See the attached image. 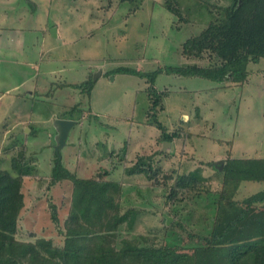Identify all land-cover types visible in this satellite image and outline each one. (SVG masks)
Returning <instances> with one entry per match:
<instances>
[{
    "label": "rangeland",
    "instance_id": "rangeland-1",
    "mask_svg": "<svg viewBox=\"0 0 264 264\" xmlns=\"http://www.w3.org/2000/svg\"><path fill=\"white\" fill-rule=\"evenodd\" d=\"M17 1L12 9L6 4L12 0H0V15L9 14L6 26L16 27L17 35H30L29 30L38 26L35 16L59 20L63 28L62 39L52 36L49 45L42 43L41 31H33L39 41L30 46L35 47L28 59L21 52L10 55L5 51V56H0V90L22 83L0 102V168L12 172V156L21 151L19 144L12 150L17 138H23V144L39 164V174L25 179L21 236L27 237L31 232L38 236L46 225L45 207L55 209L46 198L56 156L55 117L70 115L78 120L69 135L74 146L62 148V158L68 160L78 176L90 177L100 167H106L111 171L106 177L119 182L102 200V217L94 224L96 230L108 229L121 205L122 211L139 212L132 229L126 223L119 228L121 238L143 234L153 238L157 245L174 242L168 225L178 218L188 230L207 234L215 210L194 203L186 192L171 206L166 200L167 188L162 185L166 181L164 176L176 177L201 168L202 174L212 177L209 185L214 190L221 185L216 173L221 171V165L213 161L214 157H264V58L248 64L250 74L242 84H221L200 76L163 72L154 84L158 88L157 107L153 103L157 95L150 96L148 92V77L120 73L117 69L153 72L167 66L209 65L207 56L202 60L185 57L182 45L207 27L211 19L209 3L227 4L229 0H170L184 19L167 7L166 0ZM54 28L47 32L53 35ZM48 70L52 74L49 80ZM86 82L93 84L91 92L80 88L81 94L77 85ZM31 84L38 90L34 95L27 93ZM10 97L12 106L7 102ZM53 112L56 116L48 117ZM23 119L38 122L32 133L29 126L22 129ZM146 119L158 120L168 133L178 132L172 152H162L165 143H169L162 137L161 151L150 150L163 131L147 124ZM8 127L12 132L7 131ZM124 144L128 148L126 163L117 154ZM7 147L10 149L4 151ZM148 155L161 166L154 162L157 178L153 180L143 173L127 174L126 170L139 156ZM78 156L80 160L76 161ZM173 180L167 183L171 185ZM262 189L264 183L243 182L236 197ZM213 196H209L211 200Z\"/></svg>",
    "mask_w": 264,
    "mask_h": 264
},
{
    "label": "trees",
    "instance_id": "trees-1",
    "mask_svg": "<svg viewBox=\"0 0 264 264\" xmlns=\"http://www.w3.org/2000/svg\"><path fill=\"white\" fill-rule=\"evenodd\" d=\"M165 3L183 18L173 2ZM207 10L211 17L207 27L183 43L182 54L200 60L207 56L209 65L167 66L153 72L122 67L117 71L148 77L150 96L158 94L154 84L163 72L200 76L221 84L246 82L248 64L264 58V0L209 3ZM77 86L91 92L93 84ZM153 103L155 107L159 105L158 95ZM61 118L77 119L73 115ZM146 123L160 128L163 140L178 136L176 130L166 132L168 129L158 120L146 119ZM17 144L21 151L12 156V172L0 168V264H264V189L236 197L243 182L264 183V157H227L221 171L216 170L221 185L214 190L209 185L212 177L202 174L201 168L176 177L164 176L162 185L167 188L166 200L171 206L186 192L194 203L214 209L215 214L205 235L188 230L179 218L175 219L168 225L174 242L157 245L148 235L120 237L119 228L126 223L132 229L139 215L134 209L122 211L121 205L109 228L96 230L94 224L102 217V200L119 182L106 177L111 174L106 167H100L90 177L78 176L64 164L61 150L55 152V147L46 197L55 209L45 207L46 225L39 224L42 230L38 236L31 232L22 237L19 222L25 209V178L35 176V167L23 138L12 143V150ZM127 152L124 144L117 153L121 162H127ZM154 162L149 155L139 156L126 172L143 173L154 180L158 176ZM172 179L169 185L167 181ZM154 182L159 183V179ZM211 194L214 200L210 199Z\"/></svg>",
    "mask_w": 264,
    "mask_h": 264
},
{
    "label": "crops",
    "instance_id": "crops-1",
    "mask_svg": "<svg viewBox=\"0 0 264 264\" xmlns=\"http://www.w3.org/2000/svg\"><path fill=\"white\" fill-rule=\"evenodd\" d=\"M18 1L17 0H12V3H6L7 5H9V7H11L12 9L14 7H12V5L14 3H17ZM31 3V1H29ZM11 5V6H10ZM38 12V11H36ZM23 17L26 16V13L25 12H22L21 13ZM9 14L6 12L5 14H2L0 15V56H5V51L9 52L10 55H12V52L16 53V52H21L20 55H23L25 56L27 59L30 58V56L32 55V49L35 47V46H32L30 47L32 44H34V41L37 40L39 41V37L38 36H34L33 35V31H41V37H42V43L44 44H47L49 45V42H50V37H55L56 39H62L63 37V28H62V24L59 22V20H48L47 18H43L41 19L40 17H36V25H38L37 27H32L31 30H29L30 32V35L27 36L26 33L23 34V33H20L19 35L16 34V27L15 29L12 28V25L10 27H7L6 26V23L7 21L9 20ZM50 27H55L53 29V35H50L48 32H47V29H49ZM34 29V30H33ZM13 31H15V34L13 33ZM20 31V30H19ZM23 32V31H21ZM35 45V44H34ZM27 46V47H26ZM30 49L27 51V53L25 52L26 48H29ZM21 50V51H19ZM1 58V57H0ZM52 76L50 70H48L47 74H46V78L49 80V77ZM67 82L66 80H64V83ZM63 83V84H64ZM62 84V85H63ZM22 85V83H16L15 86H13L12 84L11 85H8V87H5L3 88L2 90H0V92L2 93L1 96H0V102H4L6 99H5V96H7L8 94L11 93L12 89H16V88H19L20 86ZM54 85V84H53ZM38 86V85H37ZM10 87V88H9ZM39 87V86H38ZM156 87V86H155ZM79 89V88H78ZM156 89L158 90V88L156 87ZM80 90V89H79ZM30 91V92H28ZM163 91H166V90H163ZM35 92H38V90H35L34 86L31 84L30 85V88L29 86H27V93L28 94H31V95H34ZM80 93H81V90H80ZM82 94V93H81ZM47 96H49V94H46ZM18 97V96H16ZM7 102H10L11 103V106H12V97H10L9 99H7ZM84 113V112H83ZM56 116V112H53L50 116L48 117H53V116ZM64 117V116H63ZM188 116L185 114V119H187ZM55 119H71V118H61L60 116H57L55 117ZM74 120V119H73ZM45 121H49V118H46ZM56 121V120H55ZM76 124L78 123V120L76 119ZM190 121V120H188ZM38 122H36L34 119L33 120H22V129H24L25 127L29 126L30 130H28L30 133H32L34 131V127L35 125L37 124ZM74 127V126H73ZM72 127V128H73ZM8 130L7 131H10L12 132V129L10 127L7 128ZM15 129V127H14ZM13 129V130H14ZM72 130V129H71ZM71 130L69 132V135L71 133ZM6 131V133H7ZM27 131V132H28ZM28 132V133H29ZM58 132V131H57ZM171 133V132H170ZM69 135H68V138H67V145H65L63 148H65L66 146H74L73 143H71V141H69ZM162 135V134H161ZM161 135L160 137L158 138V140L155 142L156 145H152V147L150 148V150L154 149L153 152L156 151V149L158 148L159 151H161V147H159V141H161ZM179 135V134H178ZM178 136H176L175 138H173V140L169 141V143H165L164 145V148H162V152H167V151H173L175 149V142H176V139H177ZM167 141V140H166ZM162 142V141H161ZM57 143V142H56ZM55 143V144H56ZM152 143H154V141L152 140ZM177 143V142H176ZM167 147V148H165ZM27 153L30 154V156H32L33 158L31 159L32 162H31V165L35 167V176H37L39 174V164H38V161L36 159V157L33 156V153H29V151L27 150ZM84 154V153H82ZM168 155H171V154H168ZM167 155V156H168ZM73 157H76V156H73ZM81 157V156H80ZM78 156V159L76 158V161H79L80 158ZM113 157V155H112ZM227 158V156L225 155L224 157H219V156H216L214 157V160L213 161H220V160H223L225 161V159ZM234 157V156H233ZM258 157V156H256ZM225 158V159H224ZM242 158H249V156H242ZM70 160V159H69ZM64 164L68 167V160H64ZM73 162V160H72ZM215 162V163H216ZM77 169V167L75 168ZM34 176V177H35ZM26 179V178H25Z\"/></svg>",
    "mask_w": 264,
    "mask_h": 264
},
{
    "label": "water",
    "instance_id": "water-1",
    "mask_svg": "<svg viewBox=\"0 0 264 264\" xmlns=\"http://www.w3.org/2000/svg\"><path fill=\"white\" fill-rule=\"evenodd\" d=\"M76 124V121L73 119H56V125L58 128V136H57V143L55 145V152L60 151L65 145L69 135L70 130ZM168 143V142H167ZM218 165L220 164V169L223 168L222 161L216 162ZM170 220L168 219V222Z\"/></svg>",
    "mask_w": 264,
    "mask_h": 264
}]
</instances>
